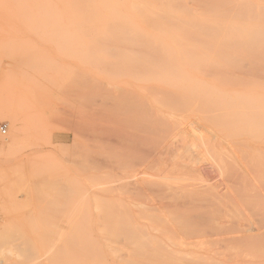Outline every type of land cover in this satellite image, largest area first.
<instances>
[{"label":"rangeland","instance_id":"374dc122","mask_svg":"<svg viewBox=\"0 0 264 264\" xmlns=\"http://www.w3.org/2000/svg\"><path fill=\"white\" fill-rule=\"evenodd\" d=\"M132 5L0 0V127H7L6 135L0 131V264H86L95 257L99 264L100 247L133 223L127 231L138 225L155 236L145 243L150 249L167 244L168 259L154 262L264 264V56L237 57L241 64L217 56L234 58L235 67L219 61L228 68L213 56V64L178 56L196 61L162 67L158 62L174 57L136 56L122 43L131 36ZM112 32L123 38L110 47L114 53L104 44L113 43ZM103 229H112L110 240ZM169 232L178 233L176 241ZM121 240L107 247L143 262L129 258Z\"/></svg>","mask_w":264,"mask_h":264},{"label":"bare ground","instance_id":"6f19581e","mask_svg":"<svg viewBox=\"0 0 264 264\" xmlns=\"http://www.w3.org/2000/svg\"><path fill=\"white\" fill-rule=\"evenodd\" d=\"M71 1V0H70ZM79 1V0H78ZM85 1V0H84ZM118 1V0H117ZM133 1V5H132V14L130 15L131 16V21H130V28L132 30H130V37H129V40L127 37H124L125 40H122V43L123 42H127L129 41L130 42V46H132V50L133 52H135V55H153L151 57V60L154 59V56H162V57H174L175 60H170V61H164L163 60L161 62H158L162 65V67L164 65L171 67V66H182V67H189V66H185L187 65L188 61H190L189 59H187L186 61L182 62V60H176L175 57H178V56H198L196 60L200 61L198 58L199 56H205L207 57L205 60H211L217 56H234L236 59L237 57L241 58L243 57V61H244V58L246 57V54L247 55H250V56H264V0H132ZM83 1H81V4H82ZM87 3V2H85ZM84 3V4H85ZM75 4V3H74ZM22 5V4H21ZM87 6H88V3H87ZM73 7V6H72ZM78 7V6H77ZM129 7V6H128ZM90 8V7H89ZM87 9V8H86ZM92 9V8H91ZM123 9V8H122ZM89 10V9H88ZM116 10V9H115ZM26 11V10H25ZM89 12V11H88ZM93 12V11H92ZM28 14V13H27ZM94 15V14H93ZM91 18V15L89 16ZM29 18V17H28ZM124 18V17H123ZM86 19H87V14H86ZM120 19V18H119ZM85 21V20H84ZM89 21V20H88ZM92 21V20H91ZM90 22V21H89ZM78 23H81V22H78ZM77 23V24H78ZM92 23V22H91ZM82 25V24H81ZM84 25V24H83ZM109 27V26H108ZM108 27L106 28V30L108 29ZM115 27V26H114ZM116 28V27H115ZM97 29H95V32H96ZM109 30V29H108ZM128 30V29H127ZM126 31V30H125ZM107 32V31H106ZM110 32V30H109ZM123 33V31H121ZM115 32H112V34H114ZM127 33V32H125ZM112 34H109V35H112ZM116 34V33H115ZM114 34V36H115ZM119 34V32H118ZM125 35V34H124ZM104 36V35H103ZM106 36V35H105ZM113 36V35H112ZM126 36V35H125ZM116 37V36H115ZM118 37V38H117ZM116 38L113 37L112 41L113 43L110 41L111 45L108 44L107 42L104 43L107 45V50H111L112 48L110 47H113L114 46V41L115 43L117 44V42L119 43L121 39L123 38H119L120 36H117ZM122 37V36H121ZM90 38V37H89ZM103 38V37H102ZM104 38H107L104 37ZM108 39V38H107ZM107 39H105L104 41H106ZM131 39V40H130ZM89 40V39H88ZM96 40V39H94ZM118 40V41H116ZM102 41V40H101ZM132 41V42H131ZM128 42V43H129ZM104 44L102 46H104ZM95 45V44H94ZM110 45V46H109ZM124 45V44H123ZM99 46V44H98ZM97 46V47H98ZM127 46V45H126ZM124 45V48L126 47ZM129 46V45H128ZM90 47V46H89ZM101 47V46H100ZM109 47V48H108ZM116 47V46H115ZM103 48V47H102ZM106 47L103 48V51ZM127 48L128 50H131L129 47H126V51H127ZM115 49V48H114ZM112 49V50H114ZM92 50V48H91ZM108 50V51H109ZM110 51V52H113V51ZM123 50V49H122ZM107 51V52H108ZM124 51V50H123ZM94 52V50H93ZM96 52V50H95ZM97 52L99 53V51L97 50ZM117 52V50H115V53ZM125 52V51H124ZM128 52V51H127ZM105 53V52H104ZM114 53V52H113ZM129 54V53H128ZM256 54V55H255ZM114 55V54H113ZM131 55V54H130ZM133 55V54H132ZM129 56V55H128ZM134 56V55H133ZM211 58V56H213L212 59H209V57ZM126 57V56H125ZM132 57V56H131ZM157 57V58H159ZM183 57V58H185ZM223 60L226 61V58H227V61L229 62V59L228 57L226 58H223ZM140 58V57H139ZM150 58V57H149ZM156 58V57H155ZM161 58V57H160ZM190 58V57H189ZM195 58V57H193ZM221 58V57H220ZM163 59V58H162ZM170 59V58H169ZM172 59V58H171ZM180 59V58H179ZM186 59V58H185ZM192 59V57H191ZM201 59V58H200ZM204 59V58H203ZM219 59V58H218ZM222 59H220L219 61H221ZM234 59V58H233ZM233 59H230L232 60V65L235 67L234 63H233ZM241 59V60H242ZM137 60V59H136ZM156 60V59H155ZM159 60V59H157ZM194 60V61H196ZM203 60V61H205ZM216 60L217 63H221L219 61H217V58L214 59ZM239 63V60L240 59H237ZM133 61V60H132ZM150 61V59H149ZM154 61V60H153ZM193 63H195L193 60H191ZM210 61V62H211ZM140 62V59L139 61ZM146 62V61H145ZM152 62V61H151ZM190 63L191 65L193 63ZM202 62V61H201ZM206 63L208 61H205ZM213 62L215 61H212L211 64H213ZM154 63H157V61L153 62ZM238 63H237V66H238ZM246 62L242 63V64H245ZM129 64V63H128ZM142 64V63H141ZM150 64V63H149ZM183 64V65H182ZM185 64V65H184ZM189 64V65H190ZM210 64V63H209ZM207 64V65H209ZM227 64V63H226ZM231 64V63H230ZM236 64V63H235ZM241 64V63H239ZM136 65V63H135ZM138 65V64H137ZM148 65V64H147ZM198 65V64H195V66ZM201 65V64H200ZM202 68V66H200ZM215 65V64H214ZM219 64H217L218 66ZM220 65H224L225 67L227 65H225L224 61L223 63H221ZM125 66V65H124ZM142 66H144L142 64ZM149 66V65H148ZM155 66V65H154ZM153 66V68H154ZM158 64H156L155 67H157ZM165 66V67H166ZM194 66V67H195ZM213 66V65H212ZM215 66V68L217 67ZM161 66H159L160 68ZM172 67V70L175 71V68ZM179 67V68H180ZM191 67V70L193 69L194 70V67L190 66ZM206 67V64L203 68ZM211 67V65H210ZM220 68V66H218ZM217 67V69H218ZM224 67V69H225ZM234 67H233V70H234ZM239 67V66H238ZM241 67V66H240ZM245 67V65L243 67H241L242 69ZM150 68V67H148ZM151 67V69H153ZM158 68V69H159ZM167 68V67H166ZM165 69V70H169V69ZM196 68V67H195ZM197 69L198 70H201ZM212 68V67H211ZM210 68V70H211ZM228 68V66H227ZM226 68V69H227ZM229 68L232 69V67L230 66ZM138 69V68H137ZM163 69V68H162ZM209 67L204 70H208ZM222 69V67H221ZM223 69V70H224ZM237 69V67H236ZM241 69V70H242ZM140 70V69H139ZM157 69H154L153 71H155ZM161 70V69H160ZM178 70H182L181 69H178ZM186 70V69H184ZM188 70V69H187ZM190 70V69H189ZM196 70V69H195ZM209 70V71H210ZM215 70V69H214ZM229 70V69H228ZM244 70V69H243ZM159 71V70H157ZM216 71V70H215ZM237 70H235L236 72ZM147 72V70H146ZM207 72V71H206ZM221 72V71H220ZM234 72V71H233ZM239 72V71H238ZM244 72V71H243ZM149 73V72H147ZM225 74V73H224ZM223 74V75H224ZM235 74V73H234ZM240 74V73H238ZM230 75V74H229ZM228 76V75H227ZM210 77V76H209ZM231 77V76H230ZM233 77H236V76H232ZM229 78V77H227ZM222 79V78H221ZM236 81H237V77L235 78ZM243 79V78H242ZM224 80V79H223ZM232 80V79H231ZM235 81V82H236ZM245 81V80H244ZM264 82V80H262ZM238 82H241L240 79L239 81H237L236 83ZM233 83V82H232ZM245 83V82H244ZM250 83V82H248ZM241 84V83H240ZM261 84V83H260ZM263 84V83H262ZM236 85V84H235ZM264 85V84H263ZM154 95V94H153ZM159 97V96H158ZM176 98V97H175ZM200 98V97H199ZM171 100V98H169ZM156 100V99H155ZM159 100H160V97H159ZM158 100V102H159ZM162 101V100H160ZM165 102V100H163ZM188 101V100H187ZM174 103V102H173ZM188 103V102H187ZM163 105V104H162ZM175 105V104H174ZM179 105V104H178ZM188 105V104H187ZM159 106V105H158ZM198 106V105H197ZM167 107V106H166ZM219 111V110H218ZM255 111V110H254ZM161 111H159L160 113ZM168 113V112H167ZM193 114V113H192ZM206 115V114H205ZM162 116V115H161ZM201 117V116H200ZM203 117V116H202ZM205 118V117H204ZM249 119V118H248ZM204 120V119H203ZM228 121V120H227ZM14 123V122H13ZM230 126V125H229ZM220 127V126H219ZM255 127V126H254ZM2 128H3V125L0 127V131L2 133ZM6 130H7V127H5ZM243 129V128H242ZM259 130V128H257ZM255 132V131H254ZM3 134V133H2ZM7 134V131L5 134L3 135H6ZM249 139V138H248ZM259 141V140H258ZM257 143V142H256ZM236 145V144H235ZM250 148V147H249ZM225 152V151H224ZM233 157V156H232ZM245 157V156H244ZM234 158V157H233ZM236 159V158H235ZM215 162V161H214ZM218 165V163H217ZM235 168V166H233ZM235 170V169H234ZM234 172V171H233ZM237 172V170H236ZM231 173V172H230ZM167 178V177H166ZM234 178V177H233ZM171 179V178H170ZM202 179V178H201ZM165 180V179H163ZM177 180V179H176ZM181 180V178H180ZM145 181V180H144ZM172 185V184H171ZM238 186H239V183H238ZM242 187V186H241ZM218 188V187H217ZM216 189V187H215ZM212 190V189H211ZM218 190V189H217ZM197 191V190H196ZM213 191V190H212ZM220 191V190H219ZM232 191H234V189H232ZM215 192V190H214ZM217 192V191H216ZM215 192V193H216ZM235 192V191H234ZM199 194V192L197 193ZM213 194V193H212ZM211 194V195H212ZM239 194V193H237ZM236 194V196L238 197V195ZM244 195V194H243ZM213 196V195H212ZM223 196V195H222ZM242 196V195H241ZM236 197V198H237ZM240 197V196H239ZM246 197V196H245ZM221 198V197H220ZM218 199V198H217ZM230 199V198H229ZM223 200V199H222ZM241 200V199H240ZM246 200V199H245ZM220 202V201H219ZM214 203V202H213ZM59 204V203H58ZM229 204V203H228ZM60 205V204H59ZM216 206V205H215ZM220 206V205H219ZM222 206V205H221ZM220 206V207H221ZM57 207V206H56ZM54 208V207H53ZM223 207H221L222 209ZM230 208V207H229ZM166 209V208H165ZM245 209V208H244ZM154 210V208L152 209ZM156 210V209H155ZM157 211V210H156ZM216 211V209H215ZM236 211V210H235ZM211 212V210H210ZM218 212V210L216 211ZM98 213V212H97ZM221 213V211H220ZM235 213V212H234ZM242 213V212H241ZM172 214V213H170ZM169 214V216H170ZM210 214V213H209ZM208 214V215H209ZM122 215H125V214H122ZM173 215V214H172ZM225 215V214H224ZM235 215V214H234ZM102 216V215H100ZM121 216V215H120ZM126 216H128L126 214ZM125 216V217H126ZM124 217V216H123ZM141 216H138V219L140 221L144 220L143 222H146L147 224L151 222V220H148L146 221V218L142 219V218H139ZM164 217V216H163ZM203 217V216H202ZM205 217V216H204ZM43 218V217H42ZM243 218V217H242ZM65 219H67L65 217ZM64 219V220H65ZM121 219L122 223H125L127 220V217L122 220V218H119ZM118 219V220H119ZM130 219V218H129ZM128 219V220H129ZM142 219V220H141ZM159 219H162V218H159ZM238 219V218H237ZM241 219V218H240ZM44 220V219H42ZM51 220V219H50ZM117 220V221H118ZM131 220V219H130ZM133 220V219H132ZM165 220V219H164ZM167 220V219H166ZM66 221V220H65ZM134 221V220H133ZM150 221V222H148ZM171 221H172V216H171ZM175 221V220H174ZM204 221V219H203ZM208 221V220H207ZM239 221V220H238ZM56 222V221H55ZM128 223L130 222L131 224L133 223L132 221H127ZM155 222V220H154ZM166 222V221H165ZM46 223V222H45ZM97 223V222H96ZM108 223V222H106ZM113 223V222H111ZM114 223H117L114 221ZM188 223V222H187ZM204 223V222H203ZM104 224V223H103ZM103 224H100V225H103ZM119 224V223H118ZM130 224V225H131ZM134 224V223H133ZM133 224L131 226V229L133 228ZM156 224V223H155ZM206 224V223H205ZM59 225V224H58ZM120 225V224H119ZM152 225V224H151ZM164 225V224H162ZM166 225V224H165ZM169 225V224H168ZM188 225V224H187ZM36 226V224H35ZM106 226V225H105ZM113 226V224H112ZM117 226V225H115ZM126 226H128L126 224ZM138 226V225H137ZM137 226H135L137 228ZM153 226V225H152ZM158 226V225H157ZM134 227V231L132 232H129L127 230H131V229H125L124 231H127V232H124L121 231L119 232L117 230V232H111L110 230L112 229H109V231H107L106 229H103L101 231L105 232L106 230V234L107 235V232L109 234L112 233L111 237L113 236V239L115 237V242H119V240H121L120 238H123L121 241L122 242H125L123 245L121 242L119 244H122L123 247H124V253H126L127 251V256L129 258H142L144 260H148L149 261H144L143 262H135V261H126L124 259L125 256H122V254L117 250V248H108L107 246H109L108 244L110 245H115L114 243L112 242H108L110 240V236L108 237V235L106 236V238L108 237L109 240H105L104 241L105 243L108 242V244L106 246H103L100 247L101 248V260L99 261L100 259V255L99 256V264H166V263H163V262H154V261H151V259H168V253L166 254L165 253V249H167V244H166V247H165V244L164 245H161L162 242L160 241V244H157V246L155 245L154 247H151L152 249H150V247H147V245H145V243L148 242L149 238L148 237H152L155 238V236L152 235V233H146V235L148 236H145L143 233L141 234V232L139 233V228L135 229ZM143 228H145V226H142ZM159 227V226H158ZM165 227V226H164ZM100 228V227H99ZM125 228V227H124ZM163 228V226H162ZM166 228V227H165ZM169 228V227H168ZM166 229V230H163V231H167L169 229ZM153 229V228H152ZM226 229V228H225ZM233 229V228H232ZM44 230V228H43ZM99 230V229H98ZM116 230V229H115ZM114 230V231H115ZM133 230V229H132ZM145 230V229H144ZM154 230V229H153ZM158 230V229H156ZM154 230V231H156ZM160 230V229H159ZM236 230H239V229H235ZM35 231V230H34ZM100 231V232H101ZM190 231H194L195 230H190ZM227 231V230H226ZM142 232H144L142 230ZM162 232V231H161ZM168 232V231H167ZM174 233V231H172ZM198 232V231H197ZM218 232V231H217ZM220 232V231H219ZM228 232V231H227ZM226 232V233H227ZM98 233V232H97ZM170 234H165V235H172L171 232H169ZM240 233V232H239ZM57 234V233H56ZM160 236H161V233H159ZM178 233L175 232V234H173L172 236H169V237H174L172 238V242L173 240L176 241V237L178 236H174ZM184 234V233H183ZM188 234V233H187ZM190 234V233H189ZM204 234V232H203ZM219 234V233H218ZM229 234V232H228ZM54 235V234H53ZM62 235V233H61ZM60 235V236H61ZM96 235V234H94ZM163 235V234H162ZM186 235V234H185ZM192 235V234H191ZM194 235V233H193ZM211 235V234H210ZM209 235V236H210ZM245 235V234H244ZM102 236V235H100ZM164 236V235H163ZM180 236V235H179ZM184 236V235H183ZM187 236V235H186ZM195 236V235H194ZM197 236V235H196ZM103 237L104 234H103ZM189 237V236H188ZM187 237V238H188ZM191 237V236H190ZM241 237V236H239ZM242 237H245L246 239V236H243ZM42 238V237H41ZM62 238V237H61ZM117 238V239H116ZM148 238V240H147ZM228 238V237H227ZM231 238V237H230ZM45 239V238H43ZM48 239V238H47ZM158 239V238H157ZM163 239L166 240V237H163ZM178 239V238H177ZM199 239V238H198ZM232 239V238H231ZM235 239V238H234ZM233 241H237V237H236V240ZM244 239V238H242ZM60 240V239H59ZM100 240V239H99ZM104 240V239H103ZM153 241H156V239H152ZM170 240V241H171ZM180 240V239H178ZM212 240V239H210ZM228 240V239H226ZM241 240V239H240ZM47 241V240H46ZM49 241V240H48ZM159 240H157V243H158ZM229 241H231L229 239ZM45 242V241H44ZM60 242V241H59ZM167 242H168V239H167ZM180 242V241H179ZM205 242V241H204ZM239 242V241H237ZM244 242V241H243ZM242 242V243H243ZM52 243L51 241L49 242V244ZM194 243V242H193ZM206 243V242H205ZM204 243V244H205ZM211 243V242H210ZM240 243V242H239ZM59 244V243H58ZM149 244H150V241H149ZM203 244V245H204ZM207 244V243H206ZM213 244V243H212ZM211 244V245H212ZM215 244V243H214ZM213 244V245H214ZM231 244V243H230ZM237 243H235V246ZM53 245V244H52ZM52 245H49L50 247ZM128 245V246H127ZM160 245V246H159ZM173 245V244H172ZM222 245V244H221ZM232 245V244H231ZM55 246V245H54ZM90 246V245H89ZM116 246H117V243H116ZM121 246V245H119ZM151 246V245H150ZM160 248H159V247ZM165 248H164V247ZM174 246H179V245H173ZM183 246V244H182ZM191 246V245H190ZM201 246V245H200ZM46 247V246H45ZM61 247V245H60ZM181 247V245H180ZM206 247V245H204V248ZM246 247V245H245ZM59 248V247H58ZM122 248V247H121ZM149 248V249H148ZM162 248V250H161ZM186 248V247H185ZM198 248V247H197ZM201 248V247H200ZM213 248V246H212ZM222 248V247H221ZM224 248V247H223ZM47 249V248H46ZM49 249V247H48ZM48 249L46 251H48ZM123 249V248H122ZM164 249V250H163ZM170 249V248H169ZM182 249V248H181ZM187 249V248H186ZM202 249V248H201ZM230 249L232 250V247H230ZM233 249H236V248H233ZM94 250V248H93ZM97 250V249H96ZM185 250V249H184ZM238 250V249H237ZM237 250H232L233 253L234 251H237ZM44 250V252H46ZM58 251V249L56 250ZM63 251V250H62ZM70 251V250H69ZM73 251V250H71ZM87 251V250H86ZM95 251V250H94ZM91 252V255L92 256H95L96 254H100L98 252L95 251ZM100 251V250H99ZM167 251V250H166ZM170 252V250H168ZM172 251V250H171ZM217 251V250H216ZM244 251V250H242ZM78 252V251H77ZM173 252V251H172ZM228 252V251H227ZM240 252V251H239ZM56 253V252H55ZM80 253V251H79ZM86 253V252H85ZM94 253V254H92ZM123 253V252H122ZM123 253V254H124ZM174 253V252H173ZM180 253V252H179ZM189 253V252H188ZM208 253V252H207ZM215 253V252H214ZM223 253V251H222ZM221 253V254H222ZM49 255V253H46ZM61 254V253H60ZM59 254V255H60ZM63 254V253H62ZM121 254V255H120ZM175 254V253H174ZM213 254V253H212ZM219 254V253H218ZM245 254V253H244ZM45 255V254H43ZM47 255V257H49ZM58 255V257H59ZM74 255H76L74 253ZM78 255V253H77ZM81 255V254H80ZM91 255L88 254V256H90L91 258ZM171 254H169L170 256ZM173 255V254H172ZM172 255L171 257H169V259L172 258ZM179 255V254H178ZM177 255V256H178ZM186 255V254H185ZM191 255V254H190ZM223 255V254H222ZM221 255V256H222ZM225 255V254H224ZM230 256L229 258H231V255L230 254H227V256ZM242 255V254H240ZM246 255V254H245ZM87 255H84V257H88ZM97 256V255H96ZM174 256V255H173ZM181 256V254L179 255ZM192 256V255H191ZM196 256V253L195 255L193 254L192 257ZM243 256V255H242ZM56 259H57V256H55ZM79 257V256H78ZM84 257H83V261H84ZM167 257V258H166ZM176 255L173 257L175 258ZM218 257V256H217ZM226 257V255H225ZM238 259H239V256H237ZM45 258V257H44ZM94 258V257H93ZM97 257H95V260H96ZM179 257L176 258V260H173L171 259V262L172 261H178ZM188 258V257H187ZM190 258V257H189ZM188 258V260H190ZM54 259V258H52ZM60 259V258H59ZM62 259V258H61ZM67 259V258H66ZM92 259V258H91ZM91 259H87L88 260V263L90 261V263L92 264L93 262L91 261ZM202 259V258H200ZM236 259V258H235ZM244 259V258H242ZM246 259V258H245ZM40 260V259H39ZM79 260H82L81 258ZM187 260V259H184V261ZM187 260V262H189ZM213 260V259H212ZM232 260V259H231ZM230 260V261H231ZM97 261V260H96ZM95 261V262H96ZM156 261V260H155ZM169 261V260H168ZM192 262H194L193 260H190ZM203 260H201L200 263H202ZM205 261V259H204ZM51 262V261H50ZM80 262V261H79ZM124 262V263H123ZM165 262V261H164ZM182 262V260H181ZM197 263V261H195ZM210 262V261H209ZM217 263H219L218 261H216ZM40 263V262H39ZM86 262V264H88ZM89 263V264H90ZM198 263V264H200ZM205 263V262H203ZM207 263V261H206ZM205 263V264H206ZM215 263V261H214ZM213 263V264H214ZM216 263V264H217ZM58 264V263H56ZM95 264V263H94ZM177 264V263H176ZM179 264V263H178ZM187 264V263H186ZM189 264V263H188ZM233 264H246V263H233ZM249 264V263H248Z\"/></svg>","mask_w":264,"mask_h":264},{"label":"built area","instance_id":"2783aa9c","mask_svg":"<svg viewBox=\"0 0 264 264\" xmlns=\"http://www.w3.org/2000/svg\"><path fill=\"white\" fill-rule=\"evenodd\" d=\"M5 127H6V125H3V128H2V133H3V134H5L6 131H7Z\"/></svg>","mask_w":264,"mask_h":264}]
</instances>
